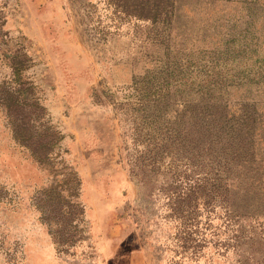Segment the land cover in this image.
<instances>
[{
	"label": "rangeland",
	"instance_id": "obj_1",
	"mask_svg": "<svg viewBox=\"0 0 264 264\" xmlns=\"http://www.w3.org/2000/svg\"><path fill=\"white\" fill-rule=\"evenodd\" d=\"M260 1L147 0L143 18L136 14L140 0H0V84L31 85L45 118L64 134L60 155L42 165L14 139L0 108V264H264ZM248 12L255 13L256 36H229ZM258 37L246 50L244 43ZM167 54L190 61L177 74L194 82L180 86L184 97L212 93L216 80L226 85L228 119L247 97L257 100L254 145L263 153V185L251 202L233 203L226 186L200 185L210 170L233 162L212 161L179 142L159 149L160 171L178 173L172 186L159 173L149 184L133 176L154 166L161 136L136 129L128 103L143 97L144 76ZM23 55L29 60L14 79L10 63ZM222 136L213 149H232V139ZM70 171L81 181L76 199L83 211L45 192L56 183L67 188Z\"/></svg>",
	"mask_w": 264,
	"mask_h": 264
},
{
	"label": "trees",
	"instance_id": "obj_2",
	"mask_svg": "<svg viewBox=\"0 0 264 264\" xmlns=\"http://www.w3.org/2000/svg\"><path fill=\"white\" fill-rule=\"evenodd\" d=\"M140 1L142 4L139 3L140 6L136 14L139 17L147 18L146 12L149 11L147 0ZM258 2L261 1L258 0ZM254 15V12H248L244 15L237 30L229 29L227 34L235 36L246 31L256 36L258 25ZM248 40V44L244 43L246 50L250 49L254 41L260 40V37ZM166 42L163 43L165 46H171ZM183 44L178 45L179 50L184 49L182 48ZM234 48L242 49V43L232 46V49ZM28 60L26 55L20 56L19 59H12L10 66L14 79L21 76L23 64H26ZM188 60L177 54L158 57L154 68L144 76L143 97L135 103H128L127 109L136 112L137 115L134 119L136 129H143L149 136H161L154 144V149L158 148L150 164V166H154L138 171L133 170V176L136 175L140 182L149 184L154 181V175L159 173L164 179V184L172 186L178 173L170 169L165 172L160 171L161 164L159 163L162 152L159 149L171 146V150H173L176 149L177 144L182 143L184 147L194 149L200 156L212 161L225 158L233 162L232 166L227 169L221 167L215 174H213V170H210L206 176L200 177V185L207 188L209 184H213L212 186L219 189L226 186L229 188L226 190L231 192L233 203L238 200L251 202L254 197L258 196V191L263 185V169L259 165L263 160V153L257 151L258 149L256 150L254 145V137L260 130L256 125L257 115H259L258 102L254 97H247L241 103L240 108L231 113L230 119L234 120V123L231 128L226 129L224 123L230 121L228 119L230 105L226 85L220 86L215 80L213 92L210 93L211 89L208 88L201 98L184 97L181 93L184 89L180 86L191 87L194 85V82H185L183 77L177 75L184 68L189 67L190 61ZM227 80L225 78L219 82L224 85ZM10 84V82L9 86L6 85V82L0 84V108L7 115L13 137L20 145L29 150L30 156L34 160L42 165H49L52 158L60 155V151L56 152V150H59L57 148L60 146L64 134L45 118L46 108L35 96L31 95L33 94L31 85H25L23 82V87H12ZM137 86L138 84H134L133 88L138 89ZM205 93L209 95L207 96ZM180 100L182 101L179 103ZM179 104L182 107H179ZM223 134L232 139V149H213L215 144L224 143ZM200 141L206 149H200ZM159 144L160 147H158ZM208 147L210 149H207ZM241 147L246 149H240ZM170 153L173 157L177 154L174 151ZM258 158H260L259 161ZM65 181L68 185L67 188L58 189L56 183L46 188L45 192L59 202H67L70 206L77 205L83 211L81 203L76 199L79 196L81 184L78 174L74 171L68 172ZM168 194L171 195V193ZM68 241L69 245L76 242L74 237Z\"/></svg>",
	"mask_w": 264,
	"mask_h": 264
}]
</instances>
